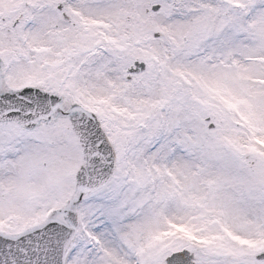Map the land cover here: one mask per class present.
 I'll return each instance as SVG.
<instances>
[{
    "label": "snow or ice",
    "instance_id": "6c2138e0",
    "mask_svg": "<svg viewBox=\"0 0 264 264\" xmlns=\"http://www.w3.org/2000/svg\"><path fill=\"white\" fill-rule=\"evenodd\" d=\"M0 264H264V0H0Z\"/></svg>",
    "mask_w": 264,
    "mask_h": 264
}]
</instances>
